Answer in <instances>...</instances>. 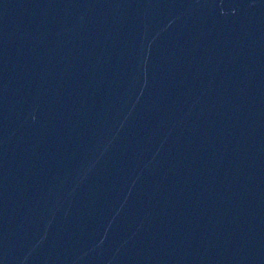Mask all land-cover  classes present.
Returning a JSON list of instances; mask_svg holds the SVG:
<instances>
[{
  "label": "water",
  "instance_id": "water-1",
  "mask_svg": "<svg viewBox=\"0 0 264 264\" xmlns=\"http://www.w3.org/2000/svg\"><path fill=\"white\" fill-rule=\"evenodd\" d=\"M0 264H264V0H0Z\"/></svg>",
  "mask_w": 264,
  "mask_h": 264
}]
</instances>
